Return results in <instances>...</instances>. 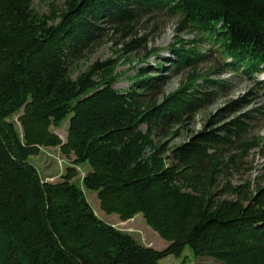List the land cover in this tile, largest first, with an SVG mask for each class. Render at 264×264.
<instances>
[{"label":"trees","instance_id":"1","mask_svg":"<svg viewBox=\"0 0 264 264\" xmlns=\"http://www.w3.org/2000/svg\"><path fill=\"white\" fill-rule=\"evenodd\" d=\"M165 12L180 16L177 30L190 28L216 45L230 59L226 67L252 79L264 97L257 80L264 73V0H63L48 13L34 10L32 0H0V264H160L186 247L225 264H264V185L225 183L233 198L217 192L232 160L224 149L250 129L258 107L176 143L173 126L183 127L186 115L229 84L193 71L157 98L164 82L158 62L153 75L141 67L118 90L114 58L71 76L109 29L129 54L147 42L135 26ZM168 49L173 72L205 56L181 37ZM248 100H229L227 109ZM68 115L62 141L51 127ZM217 122L211 115L207 125ZM253 142L241 139L242 156L259 139ZM42 147L73 158L60 180L42 179L30 162ZM82 163L90 170L78 184ZM82 187L121 221L141 213L167 246L143 245L101 220Z\"/></svg>","mask_w":264,"mask_h":264},{"label":"rangeland","instance_id":"2","mask_svg":"<svg viewBox=\"0 0 264 264\" xmlns=\"http://www.w3.org/2000/svg\"><path fill=\"white\" fill-rule=\"evenodd\" d=\"M63 0H32V7L39 13H48L52 7L57 9ZM180 19L178 14L161 13L152 17L143 18L138 25L135 26L136 37H146L147 42L135 47L129 54H125L120 42L119 33H114L111 29L107 31L101 45L93 50L87 59L77 61L76 65L71 67V76L76 77L77 74L84 71L88 65L95 60H105L114 58L117 60L116 72L119 73V78L115 83V88L118 90H126L132 80L129 78L136 70L145 67L148 75H153L150 67L160 62L162 63V71L160 76L164 77V82L159 89L157 98L168 94L177 89L181 83L185 82L191 72H196L199 75H208L213 80H220L225 85L229 84L228 88H221L217 94L209 97V100L202 104L196 111L186 115L183 127L178 125L172 129H177L178 134L173 138V142L179 143L190 137L193 133L202 129H211L228 122L230 119L242 115L249 110L259 108L255 112V118L252 120V126L246 133L241 136L242 140L249 143H254L253 138L259 139V144L248 147L249 150L242 156L244 146L240 140L234 142L224 149L225 159L232 156V160L227 167V173L221 180L217 188V192L221 197L233 198L223 192L225 183L232 185L242 184L250 181L252 188L255 185H264V97L258 85L252 79L240 75L226 67V63L230 59L223 57L218 51L217 46L206 40H202V36L196 31L187 28L185 30H177V24ZM178 37L184 40V47L191 48L195 46L204 56L203 59L196 61L193 65L180 68L172 71L169 65V60L173 56L168 49L169 45L176 41ZM128 39V38H126ZM201 39L200 43L199 40ZM155 50L156 54L146 58L150 50ZM145 58V60H143ZM154 67V66H153ZM221 72L220 74H215ZM257 80L264 82V74H259ZM199 83V81H197ZM204 91H208L205 87ZM246 95L249 99L242 108L236 112H231L227 109L229 100H237L241 96ZM219 116V122L213 123L210 127L207 121L211 115ZM68 115L62 119L58 126H52L51 130L55 132L62 141L65 140L67 128L69 124ZM16 117H13L15 120ZM144 128V126H143ZM163 139H170L168 136ZM171 141V140H169ZM171 141V142H172ZM73 158L63 156L58 147H42L37 156L29 158L40 172L42 179L48 181L60 180L61 174L65 172V168L72 165ZM78 176L75 181L80 184L83 175L90 170L87 163H82L76 166ZM85 196L93 208L95 214L104 222L112 224L114 227L129 233L137 242L160 250L167 246V242L162 239L157 232L152 230L144 221L142 214L138 213L133 218L127 221H121L117 214H107L100 209L97 192L82 187ZM160 264H225L208 256H194L188 247L184 249L180 257L167 256L160 260Z\"/></svg>","mask_w":264,"mask_h":264}]
</instances>
